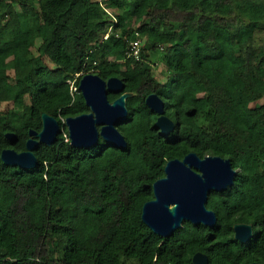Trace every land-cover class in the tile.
<instances>
[{"label":"trees","instance_id":"obj_1","mask_svg":"<svg viewBox=\"0 0 264 264\" xmlns=\"http://www.w3.org/2000/svg\"><path fill=\"white\" fill-rule=\"evenodd\" d=\"M92 70L132 93L118 124L127 144L74 147L66 130L40 143L33 168L0 158V264H194L198 251L210 264H264V0H0V154L25 151L43 112L62 122L89 111L68 80ZM153 92L176 122L167 134L146 104ZM191 151L238 173L209 193L214 226L185 220L162 237L142 207L166 163ZM237 223L253 226L250 240L235 238Z\"/></svg>","mask_w":264,"mask_h":264},{"label":"water","instance_id":"obj_2","mask_svg":"<svg viewBox=\"0 0 264 264\" xmlns=\"http://www.w3.org/2000/svg\"><path fill=\"white\" fill-rule=\"evenodd\" d=\"M123 81L118 77L102 78L99 74L88 73L80 80L79 89L85 98L90 112L69 116L65 125L69 128L71 145L88 148L96 144L100 137L109 145L124 148L127 140L116 125L127 114L126 99L129 92H123L114 101H110L109 92H122ZM155 99L156 104L151 100ZM148 105L160 116L157 126L164 134L174 127V121L164 114V101L157 94L147 98ZM42 129L30 130L26 150L5 149L1 153L4 163L22 168H33L38 159L34 150L40 143L48 145L57 140L62 130L58 119L47 112L42 115ZM64 127V126H63ZM11 141L17 140V134L7 132ZM237 171L228 158L217 155L200 157L196 152L188 153L183 159L169 160L165 166V176L153 183L154 198L144 203L142 219L156 234L167 237L182 227L183 222L214 226L217 214L207 207L210 191H221L233 185ZM235 238L246 242L253 236V227L247 223L234 225ZM194 264H209L208 255L196 252L192 257ZM251 264H262L252 262Z\"/></svg>","mask_w":264,"mask_h":264},{"label":"clouds","instance_id":"obj_3","mask_svg":"<svg viewBox=\"0 0 264 264\" xmlns=\"http://www.w3.org/2000/svg\"><path fill=\"white\" fill-rule=\"evenodd\" d=\"M101 1V0H100ZM101 5H103V4H101ZM109 36V34H106L105 35V37L104 38H107ZM134 41H138V43H139V45H140V49H139V52H138V54H134L133 52H134V49H133V42ZM146 46V40L144 39V38H141L140 36H137L135 39H133V40H131L130 41V43H129V50H128V52H127V58H134L135 59V61L136 60H140V59H142V52H143V48ZM147 59H148V57H147ZM158 63H160V62H157L156 64H158ZM155 67V66H154ZM165 68V67H164ZM97 72V73H96ZM88 73H94V74H98V71L96 70H92V71H90V72H84V71H81V72H78V73H76L75 74V76H74V78H71L70 80H68L69 81V83H70V85H71V91L72 92H74V91H77L78 89H79V87H77L76 85H75V80H77V79H79L80 77L82 78L84 75H86V74H88ZM101 76V75H100ZM102 77V76H101ZM111 77H118V78H120L122 81H123V79L121 78V77H119V76H111ZM111 77H109V78H111ZM166 77H167V75H166ZM103 78V77H102ZM109 78H104V79H109ZM158 78V77H157ZM159 79V78H158ZM81 80V79H80ZM160 80V79H159ZM79 85H80V83H79ZM123 85H124V81H123ZM74 88H76V89H74ZM80 90V89H79ZM123 92H129V91H125V89L123 88V91L122 92H114V93H116V94H118V97L123 93ZM110 93V92H109ZM130 93V96L132 95V93L131 92H129ZM81 94H82V92H81ZM151 94H157L158 96H160L158 93H155V92H153V93H151ZM151 94H149L148 96H147V98L151 95ZM108 97H109V94H108ZM162 99H163V101H164V114H166L165 113V100H164V98L162 97V96H160ZM117 98V97H116ZM115 98V99H116ZM129 98V97H128ZM127 98V99H128ZM147 98H146V104L148 105V103H147ZM114 99V100H115ZM127 99H126V107H127ZM109 100H110V98H109ZM114 100H110L111 102L112 101H114ZM86 102V101H85ZM149 106V105H148ZM149 108L151 109V110H153V111H155V112H157L156 110H154V109H152L150 106H149ZM128 109V108H127ZM87 112H90V108H89V111H87ZM87 112H84V113H87ZM158 113V112H157ZM81 114H83V113H81ZM81 114H78V115H81ZM51 115V114H50ZM128 115V114H127ZM167 115V114H166ZM75 116H77V115H75ZM160 116V114L158 113V117ZM168 116V115H167ZM67 117H69V116H67ZM66 117V118H67ZM127 117V116H126ZM169 117V116H168ZM57 118V117H56ZM66 118H64L63 119V121L62 122H60L59 120V123L62 125V130H61V132H64V131H66L67 130V134H65V137H66V140L67 141H69L70 142V144H71V138H70V135H69V128H68V126H66L65 125V120H66ZM171 118V117H170ZM58 119V118H57ZM172 119V118H171ZM125 120V119H124ZM123 120V121H124ZM157 120H158V118H157ZM173 121H174V127H175V120L174 119H172ZM121 123V122H120ZM120 123H118V124H120ZM156 123H157V121H156ZM118 124L116 125V127L119 129V126H118ZM157 125V124H156ZM64 126V127H63ZM174 127H173V129H174ZM160 129V128H159ZM172 129V130H173ZM120 130V129H119ZM160 131H161V129H160ZM171 131V130H170ZM121 132V131H120ZM162 132V131H161ZM15 133V132H14ZM122 133V132H121ZM163 133V132H162ZM29 134H30V132H29ZM123 134V133H122ZM164 134V133H163ZM124 135V134H123ZM124 137H125V135H124ZM29 139V138H28ZM100 139H103L102 137H100L99 138V140ZM125 139L127 140V138L125 137ZM98 140V141H99ZM106 141V140H105ZM98 143V142H97ZM96 143V144H97ZM106 143H107V145H109L108 144V142L106 141ZM127 144V143H126ZM40 145V144H39ZM95 145V144H94ZM109 146H111V145H109ZM75 147V146H74ZM112 147H115V146H112ZM79 148H81V147H79ZM118 148V147H117ZM5 149H13V148H5ZM4 149V150H5ZM3 151V150H2ZM2 151H1V153H2ZM17 151V150H16ZM18 152H21V151H18ZM191 152H195V151H191ZM190 153V152H189ZM197 153V152H196ZM188 154V153H187ZM186 154V155H187ZM198 154V153H197ZM36 155V154H35ZM185 155V156H186ZM199 155V154H198ZM209 155V154H208ZM184 156V157H185ZM200 156V155H199ZM217 156H220V155H217ZM183 157V158H184ZM201 157V156H200ZM205 157V156H204ZM222 157V156H221ZM0 158H1V154H0ZM182 158V159H183ZM203 158V157H202ZM224 158V157H223ZM174 159H176V158H174ZM178 159H181V158H178ZM226 159V158H225ZM228 159H230V158H228ZM172 160V159H171ZM230 161H231V159H230ZM232 162V161H231ZM167 164V163H166ZM232 165H233V163H232ZM166 166V165H165ZM234 167V166H233ZM234 169L237 171V173H238V169H236L235 167H234ZM164 171H165V168H164ZM165 176V175H164ZM163 176V177H164ZM162 178V177H161ZM160 179V178H159ZM158 180V179H157ZM153 199V198H152ZM151 200V199H150ZM247 224H249V223H247ZM253 227V226H252ZM234 228V227H233ZM234 233H235V231H234ZM253 234H254V228H253ZM235 235V234H234ZM199 252V251H198ZM202 252V251H201ZM205 253V252H204ZM209 258V257H208ZM209 264H210V260H209Z\"/></svg>","mask_w":264,"mask_h":264},{"label":"rangeland","instance_id":"obj_4","mask_svg":"<svg viewBox=\"0 0 264 264\" xmlns=\"http://www.w3.org/2000/svg\"><path fill=\"white\" fill-rule=\"evenodd\" d=\"M155 72L157 74V77L161 80L164 81L167 75V72L165 71V68L162 66V64L158 63L155 64Z\"/></svg>","mask_w":264,"mask_h":264},{"label":"built area","instance_id":"obj_5","mask_svg":"<svg viewBox=\"0 0 264 264\" xmlns=\"http://www.w3.org/2000/svg\"><path fill=\"white\" fill-rule=\"evenodd\" d=\"M133 49H134V54H138V52H139V49H140V45H139V43H138V41H134L133 42ZM74 89H76V88H74Z\"/></svg>","mask_w":264,"mask_h":264},{"label":"bare ground","instance_id":"obj_6","mask_svg":"<svg viewBox=\"0 0 264 264\" xmlns=\"http://www.w3.org/2000/svg\"><path fill=\"white\" fill-rule=\"evenodd\" d=\"M151 101L156 104V100L155 99H152Z\"/></svg>","mask_w":264,"mask_h":264}]
</instances>
